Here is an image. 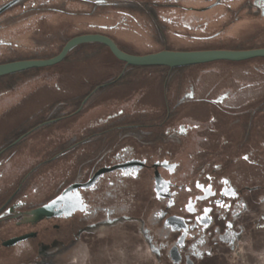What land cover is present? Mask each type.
Instances as JSON below:
<instances>
[{"label": "rangeland", "instance_id": "1", "mask_svg": "<svg viewBox=\"0 0 264 264\" xmlns=\"http://www.w3.org/2000/svg\"><path fill=\"white\" fill-rule=\"evenodd\" d=\"M12 1L0 0V6ZM263 2L23 0L0 16V64L52 58L71 38L86 34L106 35L126 53L135 55L161 50L264 48ZM122 75L116 85L99 89L87 97L84 107L80 106L97 86ZM191 88L196 98L188 100ZM225 97L227 104L222 107L212 102ZM182 100L186 101L178 106L173 118L161 125L167 103L174 109ZM119 112H124V123L141 119L153 125L150 128L157 136L167 130L172 135L180 126L185 129L182 136L135 149L140 155L158 160L171 157L180 162L181 170L174 181H186L194 168L212 170L220 165V173L239 186L261 185L253 191L250 186L243 189L228 230L220 238L224 243L206 250L213 256L195 261L264 264V164H245L241 154L235 153L238 149L264 152V58L173 71L160 67L134 69L126 68L106 47L98 45L79 46L54 67L0 77V150L34 125L64 116L30 132L21 144L0 156V264H171L160 255V248L168 245V233L156 226L147 177L130 183L123 190L128 195L124 192L111 198L119 210L111 218L89 212L81 194L110 169H102L87 183L67 188L57 198L63 199L53 212L38 213L49 204L31 210L54 197L62 182L85 180L93 161L102 163L120 147L136 144V140L120 138L115 131L99 137L109 128V118ZM140 130L143 134L150 131L144 127ZM173 141L176 144L171 148ZM224 150L232 153L229 164L225 155L230 153ZM162 172L163 177L170 178L168 171ZM166 184H156L159 194L168 195ZM106 190L93 198L97 205H106ZM232 193L230 188L223 190V195ZM93 199L92 205L97 206ZM195 206L196 201H192L188 207ZM125 210L124 214L144 218L145 222L125 217ZM161 216L159 213L158 219ZM184 223L177 222L178 227L184 226L186 242L192 246L171 249L175 264L181 257L186 259L181 264H193L191 258H200L205 251L197 246L204 238H195L198 233L190 231L195 225ZM16 238H21L16 244L2 245Z\"/></svg>", "mask_w": 264, "mask_h": 264}, {"label": "flooded vegetation", "instance_id": "2", "mask_svg": "<svg viewBox=\"0 0 264 264\" xmlns=\"http://www.w3.org/2000/svg\"><path fill=\"white\" fill-rule=\"evenodd\" d=\"M22 1L23 0H13L12 2L5 3V5L0 6V16H2L6 11L10 10V8L15 6V4L21 3ZM127 67H133V66H126V68ZM137 68H141V67H137ZM122 78L123 75L117 80H113L102 85L100 84L99 86L96 87L94 91H92L91 94L88 95L89 97L88 96L87 97L90 98V96L94 95L95 92L100 88L109 87L110 85H116ZM163 83L166 86V81L164 78H163ZM192 91H193L192 96H190L188 100H193L196 98L194 89H192ZM226 99L227 97L221 99V101L214 99L212 102L216 106L222 107L220 105L227 104ZM185 101L186 100H182L178 102L174 109H171L169 107L170 104L167 103L168 106L163 113V117L164 118L173 117L175 110ZM123 114L124 112H119L117 115L111 116L109 118V120L110 119L111 120L107 123L110 125L109 128L106 131L100 133L99 137L101 135H104L106 132L113 133L115 131L117 133V136H119L120 138L121 137L132 138L133 140H136L137 141L136 144L134 143L133 145L126 144L125 146L120 147L115 154L113 152L110 157L109 156L107 158L105 157L104 158L105 160L102 163H98V162L94 163L93 161L92 170L89 176L86 178V180L84 181L78 180L74 183L69 184L64 189H62V191L59 194L62 195V193L67 188H69L74 184L87 183L102 169H110L111 170L110 172H106L98 177L93 187L81 190L84 203L88 208L87 210L89 212L96 214L104 213L105 217L106 216L110 217V215L119 212L118 205L117 204L114 205L111 198L115 196L116 197L121 196L122 194H124L125 191L123 192V190L130 183L140 182L145 177H147L151 183V193L153 199L152 207L153 209L156 208L155 210H152L154 219L157 218L156 226L158 227L161 226V230H162L161 232L168 233L166 239L168 240L169 246L164 245V247L160 248L161 258L162 255H165L169 263L175 264L172 257L171 249L174 247L177 248L183 244H185V247L186 246L189 247V245H191L190 242L188 241L186 242L187 232L184 230V226L178 227L177 222L181 224V221L185 222L184 224L189 226L195 225V228L193 230H190L194 233L196 232L198 233V235H195L196 236L195 238L199 239L201 236L204 238V241H202L203 243L201 245H197L198 249L205 250L204 255H201L200 258L192 257L191 258L192 263L196 264V261L200 259L202 260L206 256H213L207 254L206 250L207 249L213 250L214 245H219L224 243L220 238L228 230V223L233 219L232 215H234L236 211V208L238 206L237 204L239 203L238 201H240L242 198L243 189H248L250 186L251 190L253 191L256 190V188L260 189L261 186L260 187L251 186V185L239 186L235 184L233 180L230 178V176L223 175L222 173H220V170H222L220 165H215L214 168H212V170H206L198 167L199 172L197 171V168H194L193 169L194 174L192 173V175H190V177H188L186 181H183L181 183L174 181L175 175H177L181 170L180 162L174 161L173 159H171V157H163L158 160L153 157L145 156L144 154L140 155L136 152L135 149L137 148L145 149L147 146L149 147L155 146V144H159L160 142H163L162 140H165L166 138L170 139L173 138L174 136H182L185 134V129L180 126L179 128L181 129L179 128L177 130L174 129L173 130L174 133L172 135H171V131L167 130L166 132H164V134H158L157 136L155 131L153 130L154 128L153 125L152 126L144 125V122L138 123V120L127 121L126 123H124L125 121L123 120L125 118H123L122 116ZM143 114H147V111H143ZM118 115H120V117L117 119ZM212 120L214 121V118H212ZM167 122L169 121H165L161 123V125H164ZM47 123L45 122L43 124H47ZM143 127L144 129L146 128L150 131L144 132L143 134V132H141L140 130ZM30 132L28 134H30ZM93 136L94 139H97L98 133L94 131ZM24 139H25L24 137L17 138L14 143L10 144L8 147L4 149H1L0 156L1 154L7 153V151L13 148L14 146L21 144L22 140ZM175 144L176 142L173 141V145L171 146V148ZM163 166H166L167 169H165ZM123 170L124 171L129 170L130 172L129 173L121 172ZM163 170L168 171V173L171 175L169 176L170 177L169 179L163 177L164 176L162 172ZM158 182L167 183L166 185L168 188V195H161L157 192L156 184ZM225 188L232 189L233 193L229 195H223V190ZM104 189H107L105 192L107 197L105 202L106 205H101V204L97 205L93 198L96 197L97 193H101V191ZM113 191L118 192V194L115 195L114 193H112ZM126 195H128V193ZM92 199L97 206L92 205V201H91ZM197 199L199 200L197 201ZM218 200L222 201V203L218 204L217 203ZM192 201H196V206L195 208L190 209L188 206ZM21 204L22 203H20L19 206L22 207ZM126 205L129 206L128 204ZM220 205H224V207H221ZM92 207H96L95 208L96 210H93L94 208ZM131 207L132 205H130V208ZM126 210L123 211V214L124 212H126ZM121 211L122 210H120V212ZM159 213L160 216L161 214L162 216L161 218L158 219L157 215H159ZM124 215L127 218L140 219L143 222H145L144 218L130 216L128 213ZM211 241L213 242L211 243ZM195 242L196 240H194L193 243ZM180 259L181 260L178 264H181L184 260L186 261L185 257H181Z\"/></svg>", "mask_w": 264, "mask_h": 264}, {"label": "water", "instance_id": "3", "mask_svg": "<svg viewBox=\"0 0 264 264\" xmlns=\"http://www.w3.org/2000/svg\"><path fill=\"white\" fill-rule=\"evenodd\" d=\"M100 43L105 45L111 54L125 66L133 67H186L195 65H205L215 62H244L257 58H264V48L252 50H213V51H176V50H161L154 53L144 55H135L126 53L121 50L112 39L103 34H86L71 38L62 48V50L54 57L44 60H28V61H13L0 64V77L11 74L28 71L32 69L50 68L63 63L72 50L82 44ZM60 196V195H59ZM58 196V197H59ZM64 196V194H63ZM62 196V197H63ZM57 197V198H58ZM56 198V199H57ZM63 199V198H61ZM61 199L53 200L48 206L39 209V211L48 212L51 206L56 207ZM53 209V208H52ZM54 210V209H53ZM53 212V211H52ZM21 238L12 239L4 242L3 246H11L16 244V241Z\"/></svg>", "mask_w": 264, "mask_h": 264}, {"label": "trees", "instance_id": "4", "mask_svg": "<svg viewBox=\"0 0 264 264\" xmlns=\"http://www.w3.org/2000/svg\"><path fill=\"white\" fill-rule=\"evenodd\" d=\"M85 45H98V46H101V47H106L105 45H103V44H100V43H93V44H89V43H87V44H82V45H79V46H85ZM79 46H77V47H79ZM118 46V45H117ZM77 47H75V48H77ZM119 47V46H118ZM74 48V49H75ZM107 48V47H106ZM120 48V47H119ZM73 49V50H74ZM108 49V48H107ZM121 49V48H120ZM72 50V51H73ZM109 50V49H108ZM122 50V49H121ZM124 51V50H123ZM72 53V52H71ZM111 53V52H110ZM114 57V56H113ZM115 58V57H114ZM67 59V58H66ZM196 66V65H195ZM198 66V65H197ZM191 67H193V66H186V67H174V68H169V67H160V68H169L170 70H177V69H182V68H191ZM129 68H134V69H141V68H137V67H129ZM142 69H144V68H142ZM117 79H119V77L117 78ZM116 79V80H117ZM113 81V80H112ZM101 89V88H100ZM98 91V90H97ZM96 91V92H97ZM96 92H95V94H96ZM87 96L88 95H86L85 97H84V99L82 100V101H80L81 102V105L80 106H82L83 105V103L85 102V100H86V98H87ZM85 104V103H84ZM83 107H84V105H83ZM82 107V108H83ZM74 114V113H73ZM73 114H71L70 116H72ZM64 116H62V117H55V118H50V119H48L47 120V124H38V125H34L33 127H31L27 132H23V133H20V134H18V137L17 138H20V137H26L27 136V134L30 132V131H32V130H40V129H42V128H45V127H48V126H50L51 124H53V122H55V121H57V120H61L62 118H63ZM173 117H167V118H161V121L160 122H165V121H169V120H171ZM153 121H155V120H151V123L153 122ZM144 122V125H147V124H145V121L144 120H138V123H143ZM225 152H227V153H230L229 151H227V150H224ZM235 153H237L238 155L239 154H241V156H242V158H241V160H243L244 161V163L245 164H248V165H251V166H256V167H259L261 164H260V161H261V163L262 164H264V152L263 151H260V149H257V152H254L253 150H245V152H244V150H236L235 151ZM225 155V154H224ZM225 157H226V159H227V161H228V159H230L231 157H232V153H230V154H226L225 155ZM257 159H259V161L257 160ZM226 164H229V161H228V163H226ZM92 166V165H91ZM262 166H264V165H262ZM92 170V169H91ZM259 170H262V169H259ZM91 172V171H90ZM90 172H89V174H90ZM86 180V179H85ZM76 181H78V180H71V182H66V181H64V182H62V184H61V187L59 188L60 190L58 191V193L57 194H55V196L54 197H52V198H50V199H48L45 203H43V204H41V205H39V206H37V207H34L33 209H31V210H35L36 208H39V207H42V206H44V205H46V204H48L49 202H51V201H53L54 199H56L60 194V192L62 191V189H64L66 186H68L69 184H71V183H74V182H76ZM84 181V180H83ZM256 182V181H255ZM67 183V184H66ZM256 183H258V182H256ZM256 183H250V185L251 186H261L260 184H256Z\"/></svg>", "mask_w": 264, "mask_h": 264}, {"label": "bare ground", "instance_id": "5", "mask_svg": "<svg viewBox=\"0 0 264 264\" xmlns=\"http://www.w3.org/2000/svg\"><path fill=\"white\" fill-rule=\"evenodd\" d=\"M52 208H54V206H51L50 208H49V211H53V209ZM38 213H41V211H39Z\"/></svg>", "mask_w": 264, "mask_h": 264}, {"label": "snow or ice", "instance_id": "6", "mask_svg": "<svg viewBox=\"0 0 264 264\" xmlns=\"http://www.w3.org/2000/svg\"><path fill=\"white\" fill-rule=\"evenodd\" d=\"M221 207H224V205H220Z\"/></svg>", "mask_w": 264, "mask_h": 264}]
</instances>
